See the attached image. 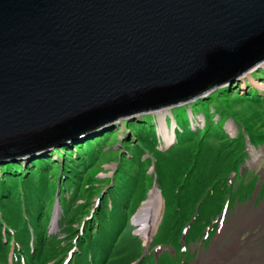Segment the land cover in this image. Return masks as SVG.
<instances>
[{"label":"water","instance_id":"water-1","mask_svg":"<svg viewBox=\"0 0 264 264\" xmlns=\"http://www.w3.org/2000/svg\"><path fill=\"white\" fill-rule=\"evenodd\" d=\"M263 60L264 0H0V160L204 97Z\"/></svg>","mask_w":264,"mask_h":264},{"label":"trees","instance_id":"trees-1","mask_svg":"<svg viewBox=\"0 0 264 264\" xmlns=\"http://www.w3.org/2000/svg\"><path fill=\"white\" fill-rule=\"evenodd\" d=\"M235 88L238 87L217 89L216 95L226 96L229 90ZM239 100L242 98L238 96ZM141 119L138 123L145 124ZM131 122L125 120L120 130L128 131ZM212 123L205 124L202 131L197 128L192 130L189 125L186 134L176 130V143L168 150L159 149V136L154 126H148L147 130L129 129L123 142H127L129 149H134L136 157L129 161L127 156L131 157V153L124 148L128 152L129 170L117 175L118 165L114 176L103 181L101 188L87 182L90 177L96 179L99 170L91 171L86 179L84 174L93 164L89 158L91 149L106 141L115 132L116 126L104 131L100 129L61 148L57 146L66 141L56 140L48 146L56 147L54 150L48 154L40 153L27 162L10 158L14 163L0 164V179L2 176L15 178L8 184L2 182L0 186V264H62L65 253L73 246L77 247V251L68 264H111L114 256L127 250L129 242L139 243L131 231L132 199L142 201L147 182L149 185L155 182L165 202L159 226L167 229V234L162 237L165 242L181 247V232L196 211L198 215L187 231V238L191 241L200 238L205 227L220 214L224 203L233 201L234 191L243 189L241 183L246 185L245 181L237 184L236 180H231L233 173L239 175L244 158L248 156L245 140H239L238 134L215 148L211 139L220 134H213ZM255 141L262 143L264 137L258 136ZM75 161H78L76 165ZM149 165L154 167L150 174L146 171ZM116 176L118 181L115 184ZM96 181L100 180L93 182ZM19 185L23 187L21 193L14 194L9 189H17ZM114 186L117 188L111 197L109 189ZM249 187L251 185L248 184ZM57 190L64 217L61 233L56 236L49 234L47 225ZM101 194L99 203L91 205L92 198H99ZM91 210H94L92 216ZM161 241L159 234L156 235L152 246L162 244ZM139 258L141 255L135 259L132 255L134 261ZM139 264H156V261L153 255H146ZM160 264H179V261L166 257Z\"/></svg>","mask_w":264,"mask_h":264},{"label":"rangeland","instance_id":"rangeland-1","mask_svg":"<svg viewBox=\"0 0 264 264\" xmlns=\"http://www.w3.org/2000/svg\"><path fill=\"white\" fill-rule=\"evenodd\" d=\"M234 82L235 84L234 83L233 84L238 88L233 89L234 91L229 90L226 96L225 94L217 96L216 95L217 91H214L206 98H202L204 99L203 101L201 100V98H197L194 101L185 103L183 105H176L172 107L171 110L163 109V110H167L164 112V121L169 131L173 130L174 123L172 121V116L176 123V127H177L176 130H182L185 134L188 132V125L192 130H195L197 128L200 129V131H202L203 128L205 127L204 125L205 124L209 125L210 121H212L213 123L211 128L213 134H217V135L220 134L219 137L214 136L211 139V144L215 148L220 147V143L224 142L226 139L236 138L238 134H240L239 140L243 138L246 143L249 142L248 140L249 138L251 140V142H249L251 145L247 143L246 152L248 156L244 158L245 162L242 164L241 174L240 175L233 174V178H232L233 180L237 181V184L245 181L246 185H244V183H241L242 186H244L243 189L234 191L232 197L235 204L230 203V206H228L224 220L225 227L223 226L219 236L214 234L212 238L211 236L209 237L210 242L208 243L207 247L204 246L205 248L203 247V249H201L204 252H200V248H202V244H199V242L197 243V240L193 241L194 244H192L190 240L186 241V246L190 251L189 255L190 256L194 255L192 258L189 259L184 257L187 255L186 251H183V249H181V251H183L182 252L183 254L180 253L179 246H175V244L173 243L165 242L164 238L162 237L165 234H167V229H165V227H160L157 235L159 234L160 238L163 240L161 242L164 248L168 247L170 250L169 249L165 250L163 247L157 250L156 253L159 258L157 264H160L162 258H164L166 255L174 256L173 255L174 252H176L177 259L179 260L180 264H182L183 261L185 262L184 264H196V262L199 260V258L202 255H208L211 251H213V248L217 249V247H214L215 244L216 245L218 244V248L222 249L225 244H228L230 242V237L234 233L233 229H240L241 227L242 223L240 221V216H242V220L245 222L246 225L253 224L254 222L253 219L260 214L262 208L264 207V142L261 143L255 141V138L258 136L264 137V87H263L264 68L263 67L254 68L251 70V74L248 73L239 76L238 80ZM244 94H246V96ZM238 96L241 97L242 100L237 101ZM170 111L172 115L170 114ZM161 114L162 113L160 111L158 113H154L153 115L152 114L139 115L138 117L135 118L136 121H132L131 125L128 126V131L129 129L135 131L141 128H145L147 130L149 129L148 126H154L156 134L159 136V141H160L159 149H165L166 148L165 139L167 141L168 140L171 141L173 138L171 134H168L166 132L167 131L166 126L163 123L162 118H161L160 132L163 135L159 133ZM151 117L154 118L151 119ZM139 118H142L141 120H143L145 124L138 123L139 121L137 119ZM120 127H121V121L118 122V126L114 128L115 132L106 141L99 142L98 144L94 145L93 148L91 149V155L89 158L93 162V164L90 166L88 170H86L84 177L86 179L89 173L93 170L97 169L99 171H97L96 173L95 176L96 179L91 177L88 178L87 182L90 185L97 184L98 187L101 188V185H103L104 183L103 181H106L114 176L115 171L118 170V165H119V171L117 172V175L121 173L123 174L124 172L128 171L129 163L126 160V154H128V152L131 153V157L127 156L129 161H132L136 157V153L134 149L133 148L129 149L127 146V142H123L125 136L128 134V131L125 129L120 130ZM174 142L175 141H173L172 146L175 144ZM124 148H126L128 152H125ZM86 156H87L86 159H88V155ZM146 157L147 155L144 156L143 159H145ZM76 163H78V161H75L74 164L76 165ZM71 165H73V162H71ZM4 166L5 165H3V167ZM60 166H62V159L60 161ZM78 170H80V168ZM146 171L148 174L152 173V166L150 165L147 166ZM0 176H1V172H0ZM19 178L20 177H18L17 179ZM14 179L15 178L11 176H2L0 179V186L2 185V182L8 184V181L10 180L13 181ZM94 180H100V181L93 182ZM117 181L118 178L116 176L114 178L115 184L117 183ZM248 184L251 185V187L247 188ZM116 188L117 187L114 186L113 188L109 189L111 197L113 196L114 190ZM9 189L12 191V193L16 194V193H21L23 187L19 185L17 189H13V187ZM155 190L158 191V188H154L153 184L149 185V182H147L145 188V196L142 199V201L137 202L135 199H132V204L134 203L133 205L134 207L132 206L133 210L130 215V224L132 225L133 228L131 231L132 234H135L137 236L139 243L135 241L129 242L127 250L124 253L123 251H121V253H123L121 255L114 256L112 258L111 264H133L134 259L137 257V255H143L144 249H142L143 247L142 243L147 242L146 239H148L150 234L153 233L154 231L153 228L155 227V225L150 228L149 232L147 231L145 234H140L138 230H140L141 227L135 226L133 224V220H134L133 217H135V214L142 206L143 202L148 199L150 192L152 193ZM70 195L71 193L68 194V197H70ZM68 200L71 199L68 198ZM91 201H92L91 205L96 206V202L98 201V198H92ZM73 202H75V199L73 200ZM56 208L58 210H56L57 214L55 213L56 214L55 215L53 212L55 206H53V204L50 206L51 218L47 225V228L49 230V234L57 236L61 233V229H62L61 224L63 221L62 218L64 217V212L63 209L61 208V205H59ZM92 211L93 210H91V212ZM57 217H58L57 226L54 227L53 221ZM217 220H219V215ZM78 229H80V227H78ZM243 230L241 231L239 236L241 241V243L239 244L244 245L246 243V240L251 237V240L254 238L253 242L256 245L255 249L248 250L247 252L248 255L255 253L257 254V256H262L261 254L264 255V240H263L264 228L259 224L252 229L244 228ZM154 233H156V230ZM60 237H62V235ZM64 239L65 238H63V240ZM216 239L217 241L215 242ZM132 255H134L133 260H132ZM214 257L215 255L202 257L198 264H204L205 259L212 261ZM121 260L123 261L120 262ZM246 264H264V260L262 259L261 261L252 262V263L246 262Z\"/></svg>","mask_w":264,"mask_h":264},{"label":"bare ground","instance_id":"bare-ground-1","mask_svg":"<svg viewBox=\"0 0 264 264\" xmlns=\"http://www.w3.org/2000/svg\"><path fill=\"white\" fill-rule=\"evenodd\" d=\"M260 66L264 68V60L261 62ZM250 71L251 70H248L246 74H248V73L250 74ZM263 87H264V85H263ZM164 109H166V108H164ZM165 111H167V110L161 111L162 114L160 116V130H159L160 134H162L160 132L161 131V118L163 119V123L166 126V123L164 121V112ZM174 128H175V126L173 125V130H174ZM166 130H167L166 132L168 134H171L172 138H173L171 141L170 140L167 141L165 139V144L169 145L174 140V134H173V130L169 131L167 126H166ZM160 203H161V206H160ZM141 209L142 210H139L138 214L134 217V221H136V225L141 227L140 230H138L139 233L145 234L147 231L149 232L150 228L153 227L154 225H155V227L153 228V230L155 231V228H156L158 221H159V217L161 216V213H162L161 212L162 211V198L160 196V193L156 190L153 191L150 195L148 202L145 204V206L141 207ZM158 211H159V213H158ZM56 214H57V212H56ZM57 219H58V217L53 221L54 227L57 226ZM253 220H254L253 224L246 225L245 222L242 220V216H240V221L242 223L241 227H240V229H233L234 233L230 237V242L228 244H225L222 249H219L217 246L218 244L217 245L215 244L214 247H217V249H219V250H217L216 248H213V251H211L208 255H202L199 258V260L196 262V264H198L200 262L202 257L212 256V255H215L214 259L212 261L205 259L204 264H246V262L252 263V262L261 261L262 259L264 260L263 254H261L262 256H257L256 253L250 254V255H248V253H247L248 250L255 249V247H256L255 243L253 242L254 238L252 240L250 239L251 237L248 238L244 245L239 244V243H241L239 236H240L241 231L244 228L252 229L256 225H259V224L264 228V207L262 208L260 214L258 216H256ZM54 222H55V224H54ZM139 224H141L142 226ZM154 231L152 234H150L149 238L146 239L147 242H149V240L151 239L152 235L154 234ZM219 243H220V241H219Z\"/></svg>","mask_w":264,"mask_h":264},{"label":"clouds","instance_id":"clouds-1","mask_svg":"<svg viewBox=\"0 0 264 264\" xmlns=\"http://www.w3.org/2000/svg\"><path fill=\"white\" fill-rule=\"evenodd\" d=\"M111 127H112V125H110ZM72 144V142L71 141H68V142H66V143H63V144ZM52 150V148H49V149H47V150H44V151H42L41 153H47L48 151L50 152ZM48 154V153H47ZM24 158H26V156L25 157H20V158H18L17 160L19 161L20 159H22V160H24ZM30 158H32V157H28V159H30ZM1 163H5V161H2V162H0V164Z\"/></svg>","mask_w":264,"mask_h":264},{"label":"flooded vegetation","instance_id":"flooded-vegetation-1","mask_svg":"<svg viewBox=\"0 0 264 264\" xmlns=\"http://www.w3.org/2000/svg\"><path fill=\"white\" fill-rule=\"evenodd\" d=\"M251 239V238H250Z\"/></svg>","mask_w":264,"mask_h":264}]
</instances>
